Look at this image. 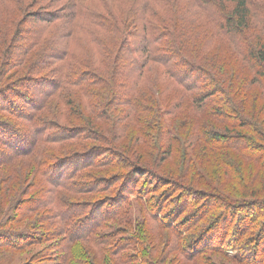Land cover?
Returning a JSON list of instances; mask_svg holds the SVG:
<instances>
[{"label": "trees", "instance_id": "16d2710c", "mask_svg": "<svg viewBox=\"0 0 264 264\" xmlns=\"http://www.w3.org/2000/svg\"><path fill=\"white\" fill-rule=\"evenodd\" d=\"M0 172V264H264V0H0Z\"/></svg>", "mask_w": 264, "mask_h": 264}, {"label": "rangeland", "instance_id": "374dc122", "mask_svg": "<svg viewBox=\"0 0 264 264\" xmlns=\"http://www.w3.org/2000/svg\"><path fill=\"white\" fill-rule=\"evenodd\" d=\"M27 2H30V0H27ZM34 9H36V8H34ZM83 36L77 35L78 39L79 40L83 39L85 44L83 46H80V47H78V44H73L71 46V50L75 51V53L79 54V56L81 58H83L84 60H92L93 63H95L96 61L99 62V60L97 58L98 54H97L96 49L89 42L88 37H86V36L83 37ZM83 47H87L88 50H83L82 49ZM199 55H200L199 63H203L206 65L217 64L219 66H222L225 64L227 65V62H228L227 59H229L227 56H232V55H236V54L233 51H231V53H229V51H227V49H224L221 47L220 44L215 43L211 48H208V50H206L205 52H200ZM221 57H226V58L223 59ZM233 61H237V63L235 64L237 69H239L243 66L241 63H239V61L237 59H234ZM228 69H230V67H228ZM151 76H148V72H147L146 75L139 82L141 84V86H148L150 83H152V81L150 79ZM56 104H59V103L55 102L53 105L54 108L55 107L57 108V112H55L56 115H54V118L58 116V118L62 119V115H63L62 107L60 106V104L59 105H56ZM27 164H28L27 162L24 164L20 163V164H16L15 167L21 168V167L26 166ZM215 169H217V168H215ZM13 171L14 170L12 168L9 173H13ZM163 171L166 172V169ZM0 174H4V172H0ZM36 179H38V178L35 176V180ZM152 239L155 242V244H157L159 246H162L164 244V242L162 241V240H164L163 235H161V236L160 235H154Z\"/></svg>", "mask_w": 264, "mask_h": 264}]
</instances>
